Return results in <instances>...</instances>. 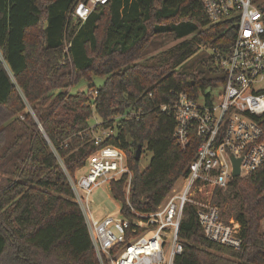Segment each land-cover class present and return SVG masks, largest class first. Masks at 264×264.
I'll return each mask as SVG.
<instances>
[{"label": "trees", "instance_id": "1", "mask_svg": "<svg viewBox=\"0 0 264 264\" xmlns=\"http://www.w3.org/2000/svg\"><path fill=\"white\" fill-rule=\"evenodd\" d=\"M86 1L0 0V264H99L69 184L100 149L90 119L113 126L102 145L124 151L129 202L152 212L187 174L199 144L196 135L184 148L176 142L173 105L225 82L219 59L229 55L236 27L211 23L201 0H108L81 22L72 14ZM158 35L180 42L139 62ZM93 77L103 84L69 93ZM138 110L139 119L121 118ZM257 123L264 141V115ZM138 145L151 154L144 171L134 159ZM127 179L110 183L125 216ZM211 200L225 222L239 224L240 247L210 242L187 205L177 263L264 264V164L214 188Z\"/></svg>", "mask_w": 264, "mask_h": 264}, {"label": "built area", "instance_id": "2", "mask_svg": "<svg viewBox=\"0 0 264 264\" xmlns=\"http://www.w3.org/2000/svg\"><path fill=\"white\" fill-rule=\"evenodd\" d=\"M254 1L201 0L211 23L233 22L236 36L229 55L219 59L225 77V82L218 85L221 91L206 95L199 92L196 99L181 94L173 105L176 142L184 148L194 135L199 138L187 174L180 178L183 185L179 193L173 187L154 211H136L129 202L133 173L126 154L115 146L102 145L114 134L113 126L104 128L101 122L90 126L93 142L100 149L88 158L87 173L69 178V184L99 264H179L176 259L183 252L179 229L187 205L195 209L198 224L210 242L240 247L239 224L222 221L219 208L198 199L197 194L207 188L225 189L237 178L233 174L235 161L239 162L238 177L264 164V141L257 123L264 115V15ZM107 2H79L72 16L84 22L97 5ZM141 115L142 110L131 111L121 118L139 119ZM122 176L128 178L125 199L129 216L121 213L120 219H96L89 208L90 195L97 187L110 185Z\"/></svg>", "mask_w": 264, "mask_h": 264}, {"label": "rangeland", "instance_id": "3", "mask_svg": "<svg viewBox=\"0 0 264 264\" xmlns=\"http://www.w3.org/2000/svg\"><path fill=\"white\" fill-rule=\"evenodd\" d=\"M258 5L262 4L264 5V0H255ZM180 40H175L172 36H166V35H158L151 38L149 44L145 48L142 57L138 60L139 62H142L148 58H151L155 56L156 54L163 52L165 50H168L169 48L173 47L177 43H179ZM201 49V48H200ZM203 49V48H202ZM201 49V50H202ZM104 82V78L100 77H93L91 83L86 82H80L78 86L72 88L69 90L70 94H75L77 92H87L88 87L90 85H94L95 87H100ZM221 91L220 86H217L215 90H212V87H207L204 90L203 95H206L210 92H213V94H217ZM100 122L99 118L97 116H93L90 121L89 125L94 126L96 123ZM151 154L144 149L143 154L140 156V160L138 162V168L140 171H144L150 162ZM83 173H87V167H83L77 171V176L81 175ZM76 176V177H77ZM75 177V176H74ZM183 185V181L180 179L177 181V183L174 185V192L179 193L181 190V187ZM214 189L207 188L203 191V194H197L198 199H203L210 201L212 203V195H213ZM120 203L115 201L110 193V185L109 184H103L99 187H97L92 194L90 195V211L96 219L111 217V218H121V212H120ZM220 210V215L222 221H226L223 217V210ZM230 220L234 219L230 218L227 220L229 222ZM263 222V223H262ZM261 222V231L264 233V220ZM263 224V225H262Z\"/></svg>", "mask_w": 264, "mask_h": 264}, {"label": "water", "instance_id": "4", "mask_svg": "<svg viewBox=\"0 0 264 264\" xmlns=\"http://www.w3.org/2000/svg\"><path fill=\"white\" fill-rule=\"evenodd\" d=\"M140 156H141V146L138 145L135 153H134V159L135 161H139L140 160ZM234 177H238L239 176V162L235 161L234 162Z\"/></svg>", "mask_w": 264, "mask_h": 264}, {"label": "crops", "instance_id": "5", "mask_svg": "<svg viewBox=\"0 0 264 264\" xmlns=\"http://www.w3.org/2000/svg\"><path fill=\"white\" fill-rule=\"evenodd\" d=\"M83 174H85V173H83ZM83 174H81V175H83ZM81 175H78L77 176V172H76V174H75V177L77 176V177H79V176H81ZM264 220V219H263ZM263 223V222H262ZM263 225V224H262Z\"/></svg>", "mask_w": 264, "mask_h": 264}]
</instances>
